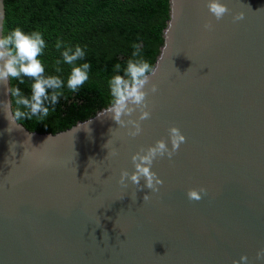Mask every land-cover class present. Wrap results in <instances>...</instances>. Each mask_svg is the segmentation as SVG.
Here are the masks:
<instances>
[{
	"label": "water",
	"instance_id": "95a60500",
	"mask_svg": "<svg viewBox=\"0 0 264 264\" xmlns=\"http://www.w3.org/2000/svg\"><path fill=\"white\" fill-rule=\"evenodd\" d=\"M169 2L141 135L100 111L91 134L75 131L88 120L12 130L0 108V264H264V0H220L230 9L220 21L209 0ZM5 17L0 0L3 28ZM173 126L187 142L154 162L159 192L122 187L132 156ZM201 187L207 195L190 200Z\"/></svg>",
	"mask_w": 264,
	"mask_h": 264
},
{
	"label": "trees",
	"instance_id": "16d2710c",
	"mask_svg": "<svg viewBox=\"0 0 264 264\" xmlns=\"http://www.w3.org/2000/svg\"><path fill=\"white\" fill-rule=\"evenodd\" d=\"M170 0H5L4 34L20 27L25 33L40 31L47 47L41 57L48 75H61L67 81L70 66L61 64L55 72V61L62 60L57 41L85 50L77 63H90V79L76 93L65 88L55 112L43 122L35 117L22 124L30 130L56 133L88 120L110 106L108 81L116 63L122 66L132 58L139 44L141 54L154 66L163 46V32L170 17ZM25 84L10 81L31 96V78ZM13 100V97H12ZM15 107V105H13Z\"/></svg>",
	"mask_w": 264,
	"mask_h": 264
},
{
	"label": "clouds",
	"instance_id": "9594fccd",
	"mask_svg": "<svg viewBox=\"0 0 264 264\" xmlns=\"http://www.w3.org/2000/svg\"><path fill=\"white\" fill-rule=\"evenodd\" d=\"M207 6L217 21L222 20L230 12V9L220 0H209ZM243 19V13L233 18L234 22ZM204 28L211 31L213 25L209 22L204 25ZM0 31L3 32V35H0V85L6 86L7 92L13 97V100L0 101V108L6 114L10 123L9 128H12L13 125L16 126L12 130L22 128V121H31L34 117L43 122L50 116V106L51 112L54 113V106L59 103L62 97H65V88L76 93L89 81L91 64L77 63L85 58V50L81 46L77 45L73 48L69 45L65 47L62 40L56 43L57 50L61 48L64 50L60 53L62 60L55 61V72L62 73L63 69L60 67L62 63L70 66V74L65 82L61 75L45 73V65L39 57L42 56L47 45L40 31L25 33L20 27H16L4 34L3 24H0ZM140 47L139 44L134 43L132 48L135 51L132 52V58L128 59L124 66L120 63L114 65V74L108 81L110 106L97 115V118L113 120L120 128H128L131 125L134 131L129 129L127 134L132 138L142 134L141 122L151 118L148 97L150 93L155 94L159 90L158 85L153 83V78L159 71L160 63L153 66L141 54ZM24 77L34 81L31 84L30 97H26L18 86L8 87L12 80H17L20 85L25 84ZM137 111L140 113L139 118L133 119ZM91 123L92 119L79 124L75 131L84 130L91 134ZM26 140L32 143L31 134L27 136ZM186 142L187 138L181 133V130L175 126L171 127L167 139H160L154 146H149L146 149L141 147L132 156L135 171L130 173L127 170H122L119 184L127 188V182L130 181L138 191H143L146 187L152 192H159L158 186L163 185V180L159 179L157 174L152 171L154 162L165 157L171 160L178 153L181 145ZM169 143L171 148H169ZM109 154L116 156L118 152L112 150L111 153L108 152ZM142 180L144 181L143 186L141 185ZM187 195L190 200L200 201L203 196L207 195V189L204 187L190 189ZM150 198L148 194H145L143 200L148 201ZM256 258L264 259V250L258 252ZM241 260L247 262L248 257L243 256ZM233 264H239V262L234 261Z\"/></svg>",
	"mask_w": 264,
	"mask_h": 264
}]
</instances>
